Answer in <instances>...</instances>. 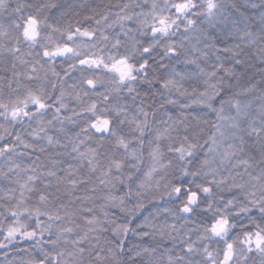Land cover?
Returning a JSON list of instances; mask_svg holds the SVG:
<instances>
[{
	"label": "clouds",
	"instance_id": "clouds-1",
	"mask_svg": "<svg viewBox=\"0 0 264 264\" xmlns=\"http://www.w3.org/2000/svg\"><path fill=\"white\" fill-rule=\"evenodd\" d=\"M0 264H264V0H0Z\"/></svg>",
	"mask_w": 264,
	"mask_h": 264
}]
</instances>
